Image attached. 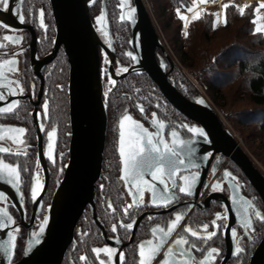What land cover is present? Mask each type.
<instances>
[{
	"label": "flooded vegetation",
	"instance_id": "flooded-vegetation-1",
	"mask_svg": "<svg viewBox=\"0 0 264 264\" xmlns=\"http://www.w3.org/2000/svg\"><path fill=\"white\" fill-rule=\"evenodd\" d=\"M36 1H39V0H19V1L13 0L12 7L19 8V11L25 16L24 24L32 26L33 31L36 36L35 56L37 59H41L44 55L48 54L51 51L52 46H53V40H52V45L49 49L47 47V39H48L47 34H48L49 21L46 18V15L44 14V22L47 25V29L45 30V29L40 28V25H39L40 15L39 14H40V11L43 9L41 8V6H39L36 3ZM131 4L133 5L132 2ZM39 7L40 9H38ZM126 8H127V1H126V6L122 9V15H124L125 17H126L125 15ZM133 8H134V5H133ZM125 21L129 25L130 36L127 40V43L123 45V48L120 51L118 50L119 39L112 34V31L110 29L111 37H112V45L114 49L113 66L115 70L118 67L117 62H119V65H122L128 68L134 65V62H135L124 54L125 52L131 51L133 49L132 43H129V41H132L131 25L129 21L126 20V18H125ZM15 31L21 32L22 39L17 46H11L12 44L11 41L3 40V37L5 35H10V32L8 30L0 28V45H3V47H0V60L12 58L10 55H4L5 53H9V54L13 52L17 53V55L15 56V59L18 61L17 64L21 68L19 72L20 74H17L18 77L16 76L15 78H13L9 74V72L5 70V75L8 76L9 79L20 81L21 85L24 88V92L22 94L18 93L17 95L25 96V97L24 98L20 97L18 99H15L19 101V105L16 109H14L13 113L0 114V125H3L5 127H9V126L23 127L27 131L23 135L5 133V139L0 140V147H6V148H9L10 150L8 153H0V160H3L5 163H11L13 165L18 166V170L20 171V174H21V184L17 188L12 187V185L8 184L4 179H0V192L5 193L4 191L1 190V186L2 187L5 186L9 190H11V192H13V195L17 200L18 207H19V208L16 207V205L11 201V199L8 197L6 193H5L6 200L0 201V208H6L9 214L13 217V220L15 221V224L12 227L6 230L0 231V264H9L7 255L5 252L6 242L8 240L7 232L14 231V229H18V231H14V235L16 236V240H15L16 248L14 250V256H13L12 263L16 262L21 257L29 229L31 233L33 231L38 230V225L43 220L42 216H44L45 214V211H44L45 205H46L45 202L48 199L50 201L52 192L55 188L54 187L51 190V187L54 186V184L58 182L62 176V174H59L56 172L55 163H53L51 160L48 159V157H46L47 173H48L47 185H46L44 192L40 196L39 202L36 206V211H39V213L35 215L32 222L30 223V218L34 211L33 209L34 204L30 197V187L32 183V177L37 171L39 172V178L42 181L43 185L45 184L44 172H43V169L40 165L39 158H38L37 133H36V129H35L32 116H31V111L34 108V102L37 100V96L39 94L40 79L38 76H36L32 72L31 65H30V55H31L30 43L32 39L30 31H28L27 29H20V30L15 29ZM54 34H55V26H54ZM53 39H54V35H53ZM101 39L106 44V46L109 48V42H108L107 37L106 39H103L101 37ZM135 42H136L135 43L136 47H138L139 45L138 36L136 37ZM21 48L23 49L22 53L20 52ZM60 49L62 48H59V50ZM100 52L103 55H105V53L102 50H100ZM120 52H122L123 54L122 60L119 58ZM165 53H167L166 50L159 48V47L155 48V58L157 62L164 67V70L167 73L168 79L174 83L173 76L171 75V72H170L174 66V63L168 60V57H167L168 54L166 55ZM54 58L48 64H46L43 68V71H42L43 88H42L39 101L37 103V113L40 114L39 118L37 117L38 125L41 122L45 124V131L44 132L40 131L43 156H45L44 153L47 147V131L51 130L48 128V123L46 121L47 118H44L43 109L41 108V105H43L45 102L44 77H45L46 72L51 68L50 65L53 62ZM100 61H101L102 82L105 81V83L111 85L106 79V77L104 78L106 65L104 63V58L101 56V54H100ZM27 67L29 68L33 77H29L26 74ZM137 72L145 74L153 82V80L145 72L140 71V70L130 71L125 76H127L130 73H137ZM125 76L119 77L117 78V80L113 79L115 81V84L114 85L112 84V86H116V82L120 78H124ZM32 84L35 85L34 94L30 87ZM129 85L133 86L134 90L132 92H129V91L123 92V95L125 94L126 98L123 100L124 104H123V107L120 109V113L118 114L117 120L113 123L114 129H113L112 136H111L112 145L116 152L115 172H116V178L118 181L117 182L118 195L116 197V200H113L111 197L107 198L106 200L105 207L107 208V212L110 213V218H111L110 226L105 227V225L102 223V221L97 216L100 222L103 224L105 231L111 240H113L114 237H118L121 244L127 243L130 240V243H128L126 246H123L122 249L120 250V252L124 253L123 264H130V263L139 264V259H140L139 244L143 241H147L150 239L153 240V243L158 242V237L160 234L158 233L156 235V238L152 237L149 233V229L151 227L154 228L157 225H160L161 227L165 228V230H167V225L168 223H170L172 219H174L175 212L182 213L184 219L174 229L172 234L168 236L167 242L162 247V250L157 254L152 264H160V262L164 259V252H166L169 247H172L174 244V241L181 235L185 236V238L189 240V244L184 245L183 246L184 248H190L191 243L195 242L197 244L198 249H203L202 251L191 249L192 257L194 258V264H196L197 261L203 258V255L206 253L207 248L209 247H216L220 249L219 256L214 261H211L210 264H250L251 257L255 253L262 239L264 238V222H261L254 215L255 211H260L262 214H264V206L257 192L255 191V189L250 185V183L248 182L246 178H245L246 181L241 179L237 174H235L228 167L229 159H227L226 157H224L223 155L219 153H216L213 157H211L212 151L207 148L205 144L206 141L198 135L189 133L186 128L181 127V125H189V126H195V127H199V126L195 122L190 120L188 117L178 112L174 108V106H172L169 102H167L155 83L154 85L157 88L158 93H156L155 91L143 92L142 90L143 86L141 84L131 83ZM103 87H104V83H103ZM111 88L112 87L108 86V90H111ZM0 91H4L6 93L7 90L4 88H0ZM181 93L185 95L183 92ZM104 94H105V90H104ZM33 95H34V98H33ZM192 100H195V99H192ZM195 101H198V100H195ZM137 105L143 106V109H144L143 114H141ZM29 107L31 108L29 109ZM171 107L176 112H178L180 115H176L175 113H173ZM24 108H27L26 112H29L30 114L31 125H28L27 123H24V122H20V119L22 118L20 111H22ZM153 113L156 114L155 118L158 121H163L165 123V129L163 130V134H164V138L166 142L169 143L170 146H171V137L169 134L173 129H175L179 133V138L185 141H188L190 139L193 141L191 144H186L183 146H179V145L176 146L177 151L182 152L185 158V165H183L182 167L188 166L189 160H193L194 163L198 165L199 167L189 170V171L180 170L176 174V187H172L171 181L167 180V176L165 177L166 182L168 184L169 192L174 193L176 195L177 200L179 201L178 203L173 202L172 205L168 208L153 207L149 205L148 203L151 199L150 191L145 189L144 195H143L145 206H141L138 209L137 208L130 209L129 210L130 215L124 216L122 213V208L125 205L131 203L132 198L129 196L128 190L124 182L120 179L121 168L123 166L120 163V157L118 153L119 132H120L119 120L123 115L129 114L136 121L143 124V126L147 128L150 132L155 133L157 131V128L156 126H153L150 123L151 119L153 118L152 116ZM126 133H127V124H126ZM9 135H18L19 138L23 141V143L21 144L13 143L12 140L7 138ZM33 135L35 136L34 141L32 138ZM192 148L195 149V153L192 156H189L188 155L189 150ZM17 152H19L20 154L17 155L16 154ZM37 161L39 162V168H37ZM102 166H103V161H102ZM202 170H205L207 172H206V176L204 177L203 183L199 189V197L197 199V204L193 205L192 207H189L188 205H186V203H188L189 201V198H188L189 196H186L179 192V186L182 185L183 183V181L180 180V176L188 175L192 172H197V171L201 174ZM226 170L232 173V176L236 177V179L233 180L231 177H225L223 174ZM101 173H102V169H101ZM145 180H148L149 182H152V183L158 182V181H152L151 176L149 174H145ZM98 181H99V186H101L102 185V182H100L101 174H100V178ZM217 181L220 182L221 189L218 191H212L211 185ZM236 184H239V190H236V187H235ZM196 185H195V188H196ZM156 186L158 187L159 191L161 192L163 191L164 185H161L158 182ZM97 190H98V186L96 184V194H97ZM211 193L212 195H215L216 199H209L205 202V198ZM96 194H95V204H96ZM233 196H235V198L239 200L240 202L232 203L231 197ZM244 200H248L254 205V208H249L247 213H245L244 211V203H243ZM108 202L112 203L113 207L115 208V212H113L111 209L108 208L107 206ZM225 207H227L228 209L227 214L229 218L228 220L223 221V223L229 224L230 226L237 228L238 236L235 240H233V238L231 237L230 232H227L223 229H221L218 232L216 237L212 238L211 240H208L207 243H205L203 240H197L196 238L191 237L190 234L185 233L183 231L185 226H191L196 230H200L199 226L204 223H209L210 227L208 231H212L213 229L211 227L210 222L215 218V213L222 212L223 208ZM170 208H174V209L170 210ZM89 211H90V208H89ZM156 211H162V212L158 213ZM90 215H91V212H90ZM246 215L251 220L254 226L253 229L251 230H246L242 227V223ZM149 216H151L152 219H149L148 218ZM40 217H42V219ZM133 219L135 221L139 219V221L137 223V226L133 228L132 230L126 231L124 228H120L118 226L117 233L111 232V225L113 223L118 224L119 221L123 220V222L126 224L129 222H132ZM92 220H93V217H92ZM93 222L96 224L94 220ZM218 223H220V221H218ZM96 226L98 227L97 224ZM98 229H99L102 243L99 245L92 246L91 249L94 247H103L106 245L109 246L103 240L102 235H101V230L99 227ZM73 238H74V234H73ZM237 243H239L241 247L245 248V253L241 254L239 261L237 260L236 257L231 255ZM70 245H73V246L77 245L74 239H73V242L69 244V246ZM69 246L66 249L65 255L67 254ZM228 247H229V253H228ZM100 255L102 258L107 260V257L105 256V254L101 253ZM175 255L176 257H178L179 253L176 252ZM81 256H85L87 259L81 260L80 259ZM225 256L226 258L224 262L222 263ZM80 257L78 259V264H98L95 254L92 251L88 253H82L80 254ZM113 264H114V261H113ZM262 264H264V262Z\"/></svg>",
	"mask_w": 264,
	"mask_h": 264
},
{
	"label": "water",
	"instance_id": "water-1",
	"mask_svg": "<svg viewBox=\"0 0 264 264\" xmlns=\"http://www.w3.org/2000/svg\"><path fill=\"white\" fill-rule=\"evenodd\" d=\"M90 1L48 0L55 26V34L51 51L41 59H37L35 56L36 36L32 26L20 23L19 19L9 12L0 11V21L6 22L13 29H27L30 31L32 37L30 43V65L32 72L40 79V88L37 100L34 102V108L31 111V116L37 133L38 158L45 177L44 188L37 198L38 201L46 188L48 178L47 156H43L41 132L37 121V103L43 88L42 71L44 66L55 57L59 48H62L68 63V159L64 166L62 176L57 182L47 206L45 215H49L50 220L45 232L40 237V243H35V238L31 235L29 229L23 253L12 264H61L67 247L73 242V234L77 220L86 206H89L93 220L100 228L103 240L109 246L115 247L120 252L123 246L130 243V240L123 244L120 242L117 243L115 239L111 240L95 212L96 182L99 180L101 174L107 129V111L104 101V87L101 79L100 50L107 54V57L111 61V63L106 65L105 70L108 71L114 80L125 76L133 70L145 72L157 85L167 102L174 106L178 112L204 129L208 137L205 144L212 151L211 157L219 153L231 160L255 189L264 206L263 171L240 145L235 135L223 124L214 108L203 98L195 101L183 95L176 85L168 79L164 67L157 62L155 48L159 47L164 49V46L155 29L153 19L144 0H131L136 9L134 20H126L131 25L132 40L134 38L136 40L138 36V47L132 43V47H135L137 60H135L134 65L129 67L128 72L120 74H116L113 66L114 49L107 22L105 0H102L101 4V15L104 16V19L99 26L108 33L109 48L101 39L92 20L89 11ZM12 2L13 0H10L11 7L13 5ZM165 54L167 55V53ZM167 57L172 62L168 55ZM20 97L24 98L25 96H8L6 101H0V106ZM201 100L203 103L199 102ZM197 167L199 166L197 165ZM192 169L195 168L181 166L182 171ZM206 172L205 170L201 171L194 195L188 197L189 201L186 205L189 207L197 204L199 189L206 176ZM157 183L155 182L154 184L157 185ZM1 190L18 207L13 192L5 186H1ZM209 199H216V197L211 193L205 198V202ZM33 204L34 211L31 215L30 223L35 215L39 213V211H36L38 203L33 202ZM156 212L160 213L162 211ZM138 221L139 219L133 228L137 226ZM151 229L152 227L149 229L150 235L156 238L152 234ZM167 240L168 237L165 238V243ZM30 242L31 247L29 249ZM225 258L226 256L222 263ZM113 261L114 264H120L118 254L113 257ZM263 262L264 238L251 257L250 264H262Z\"/></svg>",
	"mask_w": 264,
	"mask_h": 264
},
{
	"label": "trees",
	"instance_id": "trees-1",
	"mask_svg": "<svg viewBox=\"0 0 264 264\" xmlns=\"http://www.w3.org/2000/svg\"><path fill=\"white\" fill-rule=\"evenodd\" d=\"M260 0H249V7L241 15L238 8L228 3L223 9L222 22H217L216 10L212 7L193 20V15L186 27V34L182 36L181 19L173 6L189 9L193 0H149V8L154 18L160 21L165 31L167 41L176 55L179 63L192 71H199L197 80L213 104L220 109L227 110V118L232 127L241 136L247 149L264 165V34L255 32L254 7ZM49 21L47 47L50 49L54 35V22L48 0H39ZM102 0H91L89 11L94 24L96 17L101 16ZM107 22L112 34L119 39L118 50L123 48L130 36V28L125 19H121V0H105ZM226 16L227 23H224ZM216 26L213 27V23ZM104 30V29H103ZM103 39H106L104 37ZM101 56L104 55L100 52ZM119 58L123 59L122 52ZM44 77V99L48 102V128L57 129L55 137V167L56 172L62 174L61 168L68 158L69 119H68V63L65 53L60 49ZM27 72V73H26ZM26 74L33 77L29 68ZM173 81L181 92L191 99H197V89L174 65L171 69ZM105 78V76H104ZM104 83V101L107 111V129L103 152V166L101 173L102 185L99 181L96 194L95 210L97 216L105 225L111 224L110 213L105 207L107 198L116 200L118 195L116 178V152L112 145L113 123L117 120L123 100V92L134 90L131 83L141 84L143 92L155 91L154 83L143 73H130L116 82V86ZM108 86L112 87L108 90ZM142 96V95H141ZM31 107H29L30 109ZM172 108V107H171ZM27 108L20 111V122L31 125V117ZM173 113L180 115L172 108ZM32 128V127H31ZM33 141L35 136H32ZM63 153V157H61ZM228 167L245 180V176L232 162ZM57 183V182H56ZM51 187V190L55 187ZM247 183V182H246ZM49 202L46 200L45 204ZM76 246L70 245L62 264H78L80 254L88 253L91 247L102 243L99 229L93 222L89 207L86 206L77 220L74 230ZM134 252V251H133ZM131 264V263H130Z\"/></svg>",
	"mask_w": 264,
	"mask_h": 264
},
{
	"label": "snow or ice",
	"instance_id": "snow-or-ice-1",
	"mask_svg": "<svg viewBox=\"0 0 264 264\" xmlns=\"http://www.w3.org/2000/svg\"><path fill=\"white\" fill-rule=\"evenodd\" d=\"M126 6L125 0H121L120 7L123 9ZM228 5H224L226 9ZM238 11L241 15L244 14L245 8L249 7V5L237 6ZM264 7V3L259 4L257 8L254 10L256 13L259 12V9ZM193 9L189 8L188 11L191 12ZM0 11L9 12L10 14L16 16L20 23H25V16L19 11V8L11 7L10 0H0ZM136 9L128 6V11L126 17L124 15L121 16V19L134 20V13ZM178 17L181 20L186 21L187 17L181 14L180 10H176ZM40 20L39 25L42 29H47V25L44 22V11H40ZM200 16L197 13L193 20L198 19ZM104 19V16L96 17L97 24H100ZM224 23H227L226 16L224 19ZM253 24H256V20L252 21ZM216 26V22L213 23V27ZM0 28H3L8 31H15L9 24L6 22L0 21ZM255 32H261L262 28L257 26L254 29ZM105 37H107L108 33L104 32ZM21 37L13 36V35H5L3 40L11 41L13 43H19L21 41ZM129 43H133L135 45V38ZM3 47V45H0ZM20 52H23V49H20ZM131 60H137V56L135 55V47L131 51H127L124 53ZM4 55H10L12 58L0 60V88L6 89V93L4 91H0V101H6L8 96H15L18 93L22 94L24 92V88L21 85L19 80L9 79L8 76L5 75V70L8 72L18 71L17 63L18 61L15 59L17 53L13 52L11 54L5 53ZM104 63L105 65L111 63L108 59L107 54L104 55ZM116 69V74H120L121 72H128L129 68L119 65ZM7 66V68H6ZM105 77L110 84H115V81L109 75L108 71L105 70ZM15 85V86H13ZM31 89L33 94L35 92V85L32 84ZM107 95V93H105ZM34 98V95H33ZM203 103V101H199ZM19 105L18 100H12L9 103L0 106V114H10L13 113L14 109H16ZM141 114H143L144 109L142 105H137ZM43 109L44 118H47L48 115V102L45 100L44 104L41 105ZM155 113L152 114L153 118L150 123L153 126H156L157 131L155 133L150 132L147 128L143 126L140 122L136 121L131 115L125 114L119 120V147L118 153L120 157V163L123 166L121 168V176L120 179L124 182L129 196L132 198L131 203L125 205L122 208V213L124 216H129L130 209L140 208L144 205L143 195L145 189L151 192V199L148 202L149 205L153 207H161L168 208L172 205L173 202H179L174 193L169 192L168 184L166 182L165 177L167 176V180L171 181L172 187H176V174L181 170V166L185 165V158L182 152L177 151L176 146H183L186 144H191L193 141L190 139L185 141L179 138V133L173 129L170 132L171 137V146L166 142L163 134V130L165 129V123L163 121H158L155 118ZM40 114L37 113V117L39 118ZM126 124H127V133H126ZM181 127L186 128L189 133L194 135H198L202 137L205 141L208 140L207 133L204 131L202 127H195L189 125H181ZM39 130L41 132L45 131V124H39ZM27 130L23 127H5L0 125V140L5 139V133H13L23 135ZM57 134V129L52 127L50 131H47V147L44 155L48 157L53 163H55L54 157V149H55V137ZM8 139L12 140L13 143L21 144L23 141L19 138L18 135H9ZM10 150L6 147H0V153H8ZM195 153V149L192 148L189 150L188 155L192 156ZM17 155L20 153L17 152ZM26 154V153H25ZM63 157V153L60 154ZM188 166L191 168H196L197 165L193 160L188 161ZM37 168H39V162L37 161ZM63 171V168H61ZM145 174H149L151 176L152 181H158L159 184L164 185L163 191H158L156 184L145 180ZM225 177H231L233 180L236 177L232 176V173L227 170L223 174ZM200 177V173L192 172L189 175L180 176V180L183 181L182 185L179 186V192L186 196L194 195V188L197 184ZM0 179H4L8 184L12 185V187L17 188L21 184V174L18 170V166L13 165L11 163H5L3 160H0ZM236 190H239V184H236ZM44 185L39 178V172L37 171L32 177V183L30 187V197L33 202L38 203V196L42 192ZM212 191H218L221 189V184L219 181L213 183L211 185ZM232 203H239L240 201L235 198V196L231 197ZM6 200L5 193L0 192V201ZM244 211L248 212L249 208H254V205L248 201L244 200ZM108 208L115 212V208L113 207L111 202H108ZM228 209L227 207L223 208L222 212H216L215 218L210 222L212 231H208L210 225L209 223H204L199 226L200 230H196L191 226H185L183 231L185 233L190 234L191 237L196 238L197 240H203L207 243L208 240L216 237L218 232L223 229L227 232H230L231 237L235 240L238 236V231L236 227H232L229 224L223 223V221L228 220ZM254 215L261 222H264V214L260 211H255ZM152 219L151 216L148 217ZM184 219L183 214L180 212L174 213V219L170 221L167 225V230L157 225L156 227L151 229V232L154 236L158 233L160 234L158 237V242L153 243V240L143 241L139 244V264H152L157 254L162 250V246L165 243V238L170 236L174 229L180 224V222ZM50 217L49 215H44L43 220L38 225V231H33L31 235L35 238V243H40V237L45 232L47 226L49 225ZM220 221V223H218ZM136 221L133 219L132 222L124 223L123 220L117 223H113L111 225V232L117 233L118 226L120 228H124L126 231H130L133 229ZM15 224L13 217L9 214L6 208H0V231L6 230L12 227ZM242 227L246 230L253 229V224L251 220L247 217L244 218L242 223ZM14 231H18V229H14ZM14 231H8L7 237L8 240L6 242L5 252L7 255V259L9 264H12L14 250L16 248L15 240L16 236L14 235ZM203 233V234H202ZM117 243H119V238L114 237ZM189 244V240L185 238V236L181 235L175 241L172 247H169L166 252H164V259L160 262V264H194V258L192 257L191 249H196L202 251L203 249H198L197 244L195 242L191 243L190 248H184V245ZM31 247V242L29 243V249ZM91 251L95 254L96 260L98 264H113V257L117 254L119 255V260L121 264H123L124 253L118 252L117 249L104 246V247H94ZM178 252L179 255L176 257L175 253ZM101 253L105 254L107 260L101 257ZM245 253V248L241 247L239 243L236 244V247L232 251L231 255L236 257L239 261L241 254ZM27 254V253H25ZM220 254V249L216 247L207 248L206 253L203 255V258L196 262V264H210L211 261H214ZM81 260H86L85 256L80 257Z\"/></svg>",
	"mask_w": 264,
	"mask_h": 264
},
{
	"label": "rangeland",
	"instance_id": "rangeland-1",
	"mask_svg": "<svg viewBox=\"0 0 264 264\" xmlns=\"http://www.w3.org/2000/svg\"><path fill=\"white\" fill-rule=\"evenodd\" d=\"M126 1H127V8L125 9L126 10L125 15L127 14L128 6L129 5H130V7L133 8V5L131 4V1L130 0H125V3H126ZM228 3H231V4H233V5H235L237 7V6L248 5L249 4V1H246V0H223L222 3H221V9H220V15L221 16L223 15L224 5H226ZM145 4L147 5V8H148V10H149V12L151 14V17H152L153 22H154V25L156 27L157 33L159 35V38L161 39V42L163 43L164 49L166 50L167 54L171 58V60L174 63V65H176L179 68V70L181 71V73L183 75H185V77L189 80V82H191V84L197 89L198 97L195 100H200L201 98H203L213 108H215L218 111V113L220 114V116L223 119V123L225 124V126L235 135L236 139L240 142V145L248 152V154L251 157V159L257 164V166L264 173V165H262L260 163V161L247 149V147L244 145L243 140H242L241 136L239 135V133L232 127L231 122L227 118L228 111L227 110L220 109L217 105L213 104V102L210 100L209 96L207 95V93L205 92V90L202 88V86L200 85L199 81L197 80V75H198L199 71L189 70V69L183 67L179 63L176 55L174 54V52L172 51V49H171V47L169 45V42L167 41L165 31L163 30L160 21L157 20V18H154V15H153L151 9L149 8V0H145ZM259 4H262V1H259L258 2V4L254 7V10L257 8V6ZM38 9H40V7ZM212 9L217 11V7H215V6L212 7ZM254 10H253V12H254V19L256 20V24H254V27L256 28L257 26H260L262 28V30H263V27H264V7H261L259 9V12L258 13H256ZM95 26H96L97 31L100 34V36L102 38H104L105 37V35H104V32L105 31L102 28H100V26H99V24H97V22L95 23ZM9 32H10V35L19 36V37L22 38L21 32H19V31H9ZM19 43H13L12 42L11 46H17ZM16 67H17L18 71L9 72V74L13 78H15L17 76V74H20L19 73L20 72V69H21L20 66L17 64ZM13 86H15V85H13ZM66 162H67V160H66ZM66 162H65V164H66ZM65 164H64V166H65ZM48 204L49 203H47L45 205V210H44L45 211V214H46V211H47ZM42 217H40V218L42 219Z\"/></svg>",
	"mask_w": 264,
	"mask_h": 264
},
{
	"label": "built area",
	"instance_id": "built-area-1",
	"mask_svg": "<svg viewBox=\"0 0 264 264\" xmlns=\"http://www.w3.org/2000/svg\"><path fill=\"white\" fill-rule=\"evenodd\" d=\"M222 1L223 0H193L192 7H191L193 10L191 12H189L188 9H185V8H182V7H178V6H173V10L174 11L179 9L181 14H183V15H185L187 17L186 21L181 20V23H182L181 34H182V36H184L186 34V27H187V23H188L189 19L193 15H195L196 13H199V14L205 13L206 9H208L210 7H214V6L217 7V11H216V13H217V22L220 24L222 22V16L220 15V9H221ZM144 2H145V0H144ZM263 34H264V28H263ZM214 110L216 111V113L218 114L219 118L223 122V119L220 116V114L218 113V111L215 108H214Z\"/></svg>",
	"mask_w": 264,
	"mask_h": 264
},
{
	"label": "crops",
	"instance_id": "crops-1",
	"mask_svg": "<svg viewBox=\"0 0 264 264\" xmlns=\"http://www.w3.org/2000/svg\"><path fill=\"white\" fill-rule=\"evenodd\" d=\"M246 1H249V0H246ZM260 1H262V3H264V0H260ZM264 28V27H263Z\"/></svg>",
	"mask_w": 264,
	"mask_h": 264
},
{
	"label": "bare ground",
	"instance_id": "bare-ground-1",
	"mask_svg": "<svg viewBox=\"0 0 264 264\" xmlns=\"http://www.w3.org/2000/svg\"><path fill=\"white\" fill-rule=\"evenodd\" d=\"M221 120V119H220Z\"/></svg>",
	"mask_w": 264,
	"mask_h": 264
}]
</instances>
